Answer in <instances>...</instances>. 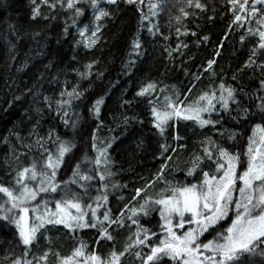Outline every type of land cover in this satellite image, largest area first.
Returning a JSON list of instances; mask_svg holds the SVG:
<instances>
[{"label": "trees", "instance_id": "trees-1", "mask_svg": "<svg viewBox=\"0 0 264 264\" xmlns=\"http://www.w3.org/2000/svg\"><path fill=\"white\" fill-rule=\"evenodd\" d=\"M53 2L54 0H0V177L7 178L9 169L5 160L11 159L10 145L18 152L39 155L35 146L29 150L23 147V144H33L39 136L46 137L49 128H55L62 138H71L77 145L73 150L74 155L69 156L67 163L59 170L58 180L63 181L70 175L71 167L77 159L84 155L95 159L91 133L92 129H97L100 141L115 137L108 149L110 164L107 167V171L113 175L106 176L105 181H101L96 175V165L87 161L82 164V172L93 176V180L89 182L90 196H101L98 206L97 202L92 200L93 206L97 208L99 220L108 212L113 221H116L118 216L122 217L123 224L104 222V227L109 230L113 239H101L99 244L96 240L100 235L99 220L97 227L83 228L75 232L65 229L63 225H45L47 231L41 229L38 232L37 240L28 247L25 256V246L19 244L18 238H14V226L5 227V222L0 220V264H11V260L17 256L36 264L39 258L35 261L34 256L40 257L49 249L46 261H39V264H57L56 253L60 256L69 254L81 240L88 244L86 253L95 249L97 255L104 257L112 249L122 251L125 244H131L132 240L136 239L137 230L136 225L128 219L132 213L125 209V205H129V208L139 207L145 196L156 197L159 190L166 187L162 180L154 181L153 186L145 189L133 201L135 190L143 188L168 157L171 159L163 172L165 180L173 183L195 182L193 177L185 176V171L191 165L194 154L203 155L201 141L205 137H210L233 153H243L247 138L252 132L251 125L260 123L259 119H252L242 120L237 124L231 119V116L237 115V105L230 104V116L220 109L217 100V110L202 113V118L217 120L220 123L201 128L194 121H186V127L178 125L175 129L181 139L173 140L172 127L167 128L163 136L153 127L148 100L156 97L135 95L142 84L151 81L155 82L154 92L160 94L161 99L164 95L174 94L175 90L181 94L180 101L191 103L202 92L211 93L212 88L221 83L222 77L225 86L231 85L237 89L235 98L240 102L241 108L248 107L252 112L257 111V98L264 97L260 84V81L264 80V50H258L253 56L254 63L245 66V61L259 38L248 35L241 41L240 37L245 35L249 27L255 29L258 26L255 19H245L242 23H233L232 27H229L233 22V11H238V5L233 11H229L232 5L228 0H200L205 8L198 9L194 7L196 0H193L192 5H188L187 0H165L163 8L151 15L148 6L155 0H137L141 3L139 11L135 4L128 5L123 3V0L116 5H109L106 0H100L99 7L115 14L98 22L103 25L98 33L101 39L92 49H85L83 44L76 45L75 41L80 38L78 28L86 24L92 25V9L88 5H78L84 12L73 25L70 19L72 12L62 8L60 3L51 7ZM61 2L66 4L67 0ZM243 2L244 0H238V3ZM250 5L251 0H248V10ZM181 7L189 13L188 16L181 14ZM258 7L264 10V5ZM33 8H37L39 13L35 17L32 16ZM141 13L148 18L141 20ZM177 16L181 17L179 21ZM150 26H153L151 30ZM204 36L208 37L207 41L202 39ZM164 37L168 39L165 40ZM136 39L140 43L138 50L133 47V41ZM178 44L187 47L177 50ZM217 49L219 55H216ZM209 59L215 61L212 71H208L206 67ZM91 60H97L98 63L93 66L87 79H81L74 69L84 71V64ZM97 73L102 75L98 78ZM194 75L199 76L200 80L193 82ZM77 84L87 91L79 101H73L75 106L69 109L70 119H77L76 113L79 114L77 129L72 131L70 125L66 129L61 122L63 113H56L55 101L60 99L62 90H71L72 86ZM189 89L190 94L183 95ZM240 89H243V92ZM219 95V88L216 87L217 98ZM45 96L51 99V111L44 102ZM100 96L104 97V103L97 118L89 112V107L92 101ZM123 101H131V104ZM36 108H40L42 112L38 114ZM133 116L135 119H129L125 125L123 117ZM37 120V135H29ZM190 123L193 126L189 127ZM10 130L12 133H19L22 143L17 142L16 136L10 134ZM228 130H236L238 133L232 141L228 139ZM5 136H8V142H5ZM165 143L169 147L162 156L160 145ZM180 144L184 145L183 149L178 147ZM48 147L51 150L50 142ZM172 148L176 149L174 153ZM21 159L24 163L29 162L27 156H22ZM202 164L204 170H208L209 164L215 169V164L211 161ZM99 170L102 173L105 171L103 164ZM193 176L198 180L200 173H193ZM102 183L106 184V187L101 188ZM72 188L74 191H80L75 185ZM105 196L107 200L103 199ZM55 198L58 199L59 196ZM48 199L53 198L41 194L34 203ZM83 203H89L87 197ZM49 207L55 208L54 200ZM86 219L91 223L90 211L86 214ZM139 223L156 232L155 240L158 242L159 225L162 223L158 208L149 217L140 214ZM222 227H226V224H222ZM45 236L50 237L51 242L45 240ZM209 238L210 235L204 236L205 240ZM9 241L12 242L11 246ZM5 249L11 252L7 262L3 260ZM136 251L147 253L150 249L133 246L121 257L122 264H142V260L136 257ZM163 264L172 262L164 257Z\"/></svg>", "mask_w": 264, "mask_h": 264}, {"label": "snow or ice", "instance_id": "snow-or-ice-1", "mask_svg": "<svg viewBox=\"0 0 264 264\" xmlns=\"http://www.w3.org/2000/svg\"><path fill=\"white\" fill-rule=\"evenodd\" d=\"M119 2L120 0H106L109 5H116ZM56 3H60L62 8L72 12L70 19H72L73 25L84 12V9L78 5H88L92 9V25L86 24L84 27L78 28L80 38L75 41L76 45L83 44L85 49H92L101 39L98 33H100L103 25L98 22L115 14L99 7L100 0H67L66 4L62 3L61 0H54L51 7H55ZM123 3L135 4L138 11L141 7V3H138L137 0H123ZM164 3L165 0H155L151 3L148 6L150 14L155 15L158 10L163 8ZM192 3L193 0H187L188 5H192ZM228 3L232 5L229 11H233L238 5V11H233V22L229 24V27H232L233 23H242L245 19L249 21L255 19L258 26L255 29L249 27L245 35L240 37L241 41H244L248 35L259 38L258 43L251 49L248 60L245 61V66H248L254 63L253 56L257 54L258 50H264V10L258 7V5H264V0H251L250 10L246 8L248 0H244L243 3H238V0H228ZM194 7L204 9L205 5L200 3V0H196ZM179 11L185 17L189 15L184 7H181ZM241 13H245V15ZM38 14L37 8H33L32 16L35 17ZM50 18L54 19L55 17ZM140 18L145 20L148 17L141 13ZM176 19L179 21L181 17L177 16ZM209 19L211 20V17ZM152 27L150 26V30ZM65 32H67V25ZM177 34L179 35V29H177ZM164 39L167 40L168 37H164ZM202 39L207 41L208 37L204 36ZM133 47L139 49L138 39L133 41ZM181 47L186 48L187 45L178 44L177 50ZM168 54L171 56V51ZM216 55H219V49L216 50ZM97 63V60H91L84 64V71L79 69H74V71L81 79H87L91 74V69ZM214 63V59L207 61L208 71H212ZM185 71L187 72V70ZM212 74L215 75L214 72ZM96 75L99 78L102 73ZM199 80V76H193V82ZM260 84L261 89L264 90V80H261ZM216 87L220 91L218 98ZM216 87L212 88L211 93L202 92L191 103L180 101L179 96L181 94L175 90L174 94L164 95L161 99L160 94L154 92L155 82L151 81L142 84L135 95L138 97H156V99L148 100L153 127L162 136L167 128L172 127L174 129L173 140L181 139L175 131L179 121H194L201 128L205 125L215 126L220 121L204 119L201 114L216 111L215 104L218 100L220 109L231 116L230 104H236L237 115L231 116V119L235 120L237 124L242 120L259 119L260 121V123L251 125L252 132L247 138V145L243 153H233L229 148L217 143L210 137H205L201 141L203 155L194 154L191 165L185 171L186 177L191 176L195 180L192 183L186 181L173 183L164 179L165 166L171 159L168 157L165 163L160 165L159 171L154 174L153 178L148 180L143 188L135 190L136 194L133 196V201L145 189L153 186L154 181L162 180L166 187L161 188L156 197L145 196L139 207L129 208V205H125V209H129L132 213L128 219L137 228L136 239L132 240L131 244H125L122 251L112 249L106 256L101 257L97 255L95 249L91 253H86L88 244L81 240L68 255L60 256L59 253H56L57 264H122L121 257L133 246L150 249L147 253L136 251V257L142 260V264H163L164 257H167L172 264H264V97L257 98V111L252 112L248 107H240V102L235 98L237 89L231 85L225 86L222 77L221 83ZM86 91L79 84L73 85L71 90H62L59 94L60 99L55 101V111L57 114L63 113L60 119L66 129L69 125L72 131L77 129L79 114L76 113L77 119H70L69 109L75 106L73 101H79L84 97ZM240 91L243 92V89ZM190 92L191 89L183 95L188 96ZM44 102L51 111V99L45 96ZM103 103V96L96 98L92 101L89 112L99 118ZM123 103L131 104V101H123ZM35 111L38 114L42 112L40 108H36ZM129 119L134 120L135 117H123L125 125ZM38 125L39 120H37V124L33 125V131L29 135H37L36 128ZM228 132L230 141L234 140L238 134L236 130H228ZM10 134H14L17 142L22 143V138L18 132L12 133L10 130ZM220 134L223 135V132ZM65 137H67V133ZM91 139L93 150L96 152L95 159L92 160L87 155L77 159L71 167L70 175L63 181L58 180V174L59 170L67 163L68 157L74 155L73 150L77 145L73 139L62 138L55 128H49L46 137L39 136L33 144H23V147L29 150L35 146L40 153L39 155L18 152L10 145L9 156L11 159L6 158L5 160V165L9 169L6 174L7 178L0 177V194H2L0 196V220L5 222V227L14 226V238H18L19 244L25 246V256L28 247L37 240L38 232L41 229L47 231L45 225L53 227L63 225L65 229L73 232L83 228L97 227L99 218L97 217V208L93 206L92 200L94 199L98 206L101 196H90L91 185L89 182L93 180V176L88 175L87 172H82V164L85 161L89 164L94 163L96 175L100 177L101 181H105L106 176L113 175L107 171V167L110 164L108 149L115 137L100 141L97 137V129H92ZM4 140L8 142V136H5ZM49 142L51 143V150L48 147ZM168 147L166 143L160 145L162 156L166 154ZM178 147L183 149L184 145L180 144ZM175 151L176 149L172 148V152ZM22 156H27L29 162L24 163L21 159ZM205 158L215 164L214 170L210 164L208 170H204L202 162ZM101 164L105 167L103 173L99 170ZM201 172L202 178L197 180L193 173L199 174ZM73 185L77 186L80 191H74ZM104 187L106 184L102 183L101 188ZM41 194L51 196L53 199L40 200L38 204L34 203ZM56 196L59 198H55ZM86 197L89 200L87 205L83 203ZM103 199L107 200V197L105 196ZM53 200L54 209L49 207ZM157 208L159 219L162 222L159 225L158 242L155 240L157 233L139 223L140 214L149 217ZM89 211L91 212V223L86 219V214ZM121 211L123 212L124 209ZM104 222L123 224V218L118 216L117 220L113 221L109 213L105 212L103 219L99 220L100 235L96 238L97 244L101 239H113L109 230L104 227ZM222 224H226V227H222ZM185 225H187V230H184ZM177 230L181 234H178ZM205 235H210L211 238L205 240ZM141 236L143 238H140ZM44 238L51 242L50 237L45 236ZM8 243L11 246L12 242L9 241ZM49 251L50 249L45 250L36 264H39V261H46ZM5 252L6 255L3 260L7 262L11 252L9 249H5ZM11 264H32V262L17 256L11 260Z\"/></svg>", "mask_w": 264, "mask_h": 264}, {"label": "rangeland", "instance_id": "rangeland-1", "mask_svg": "<svg viewBox=\"0 0 264 264\" xmlns=\"http://www.w3.org/2000/svg\"><path fill=\"white\" fill-rule=\"evenodd\" d=\"M201 115H202V114H201ZM189 121H190V120H189ZM187 122H188V121H187ZM187 122H186L185 120H181L180 123H179L178 125H179V127L184 128V127L187 126V124H186ZM190 126H193V125L190 123V124H189V127H190ZM207 161H208V160H204L203 163H205V162H207ZM200 178H202V172L200 173V177H199V179H200ZM73 211H74V210H73ZM189 218H190V217H189ZM177 222H179L178 219H177ZM184 230H187V225H185ZM177 233H178V234H181V233L179 232V230H178ZM58 243H60V240H59V239H58ZM60 251H62L61 248H60ZM66 255H68V254H65L64 256H66ZM34 257H36V258H35V261L37 260V258H39V256H37V255L34 256ZM81 259H82V258H81Z\"/></svg>", "mask_w": 264, "mask_h": 264}]
</instances>
